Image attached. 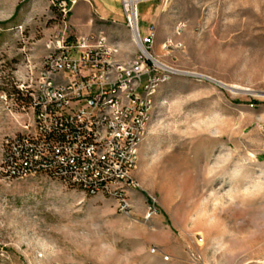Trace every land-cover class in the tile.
Returning a JSON list of instances; mask_svg holds the SVG:
<instances>
[{
  "label": "rangeland",
  "instance_id": "1",
  "mask_svg": "<svg viewBox=\"0 0 264 264\" xmlns=\"http://www.w3.org/2000/svg\"><path fill=\"white\" fill-rule=\"evenodd\" d=\"M63 1L0 0V264H264V163L250 137L264 113V0H138L140 31L155 28L150 54L171 79L132 173L139 187L121 190L128 210L114 194L2 171L8 142L32 130L20 87L37 77L49 44L81 36L75 5L64 13ZM117 9L122 16L123 0ZM92 18V34L125 43L120 58H135L124 15ZM254 220L259 244L251 232L228 233Z\"/></svg>",
  "mask_w": 264,
  "mask_h": 264
},
{
  "label": "built area",
  "instance_id": "2",
  "mask_svg": "<svg viewBox=\"0 0 264 264\" xmlns=\"http://www.w3.org/2000/svg\"><path fill=\"white\" fill-rule=\"evenodd\" d=\"M68 2L74 6L78 0L58 4L64 13ZM138 4L123 0L125 27L138 49L133 60H122L120 44L103 31L48 45L37 77L20 87L29 96L33 125L7 144L2 164L7 179L46 176L89 196L114 194L129 209L121 190L139 187L132 173L156 95L171 79L150 54L155 28L142 34ZM153 214L150 209L149 217Z\"/></svg>",
  "mask_w": 264,
  "mask_h": 264
},
{
  "label": "crops",
  "instance_id": "3",
  "mask_svg": "<svg viewBox=\"0 0 264 264\" xmlns=\"http://www.w3.org/2000/svg\"><path fill=\"white\" fill-rule=\"evenodd\" d=\"M120 1L121 0H89L90 4L92 5L91 8L89 2L86 0H78L74 9L76 13H74L75 15L73 14V16L78 18L79 25L83 26H78V32L80 35L87 36L92 34L91 32L94 26V19L92 17H95L96 20L102 24L110 22L116 23L115 20L120 21L121 18H123V15L121 16L117 9V6L120 5ZM154 1L156 0H140V4L149 5ZM120 29L124 35H127V33L131 35L130 31L125 26ZM119 44L121 45V48L123 47L122 49H124V46L128 48V46L124 45L125 43L121 42ZM127 45H131V43L128 42ZM250 132L252 142L258 148V161L264 163V113L260 117H257L256 121L252 123Z\"/></svg>",
  "mask_w": 264,
  "mask_h": 264
},
{
  "label": "bare ground",
  "instance_id": "4",
  "mask_svg": "<svg viewBox=\"0 0 264 264\" xmlns=\"http://www.w3.org/2000/svg\"><path fill=\"white\" fill-rule=\"evenodd\" d=\"M125 2L128 5L135 7L137 5V3H138V0H136V2H134L133 0H125ZM155 62L157 63V65L161 66L162 68H164L166 70L168 69L164 65H161L160 63H158L156 60H155ZM203 78H205L207 80H210V81H212L214 83H217L218 85H221V86H223L225 88H228L225 85H223V84H221L219 82H215L214 80H211V79H209L207 77H203ZM229 89L231 91H233V92H239V90H241L239 87H233V88H229ZM241 92L252 93L249 90H244V91H241ZM254 95H256V94H254ZM238 225L239 224H237V226ZM215 228H216V230L218 232H220V234H224L225 233V230L221 229L222 228V223H221V220L218 219V218H215ZM246 232H248V233L251 232L253 234L254 238L256 239L257 244H259V242L262 240V236L260 235V225L256 222V220L251 222V225L245 224L243 226H238V227L234 226L230 231H228L229 234L231 233L233 235V239H235V240L241 238V236H243L244 233H246Z\"/></svg>",
  "mask_w": 264,
  "mask_h": 264
}]
</instances>
